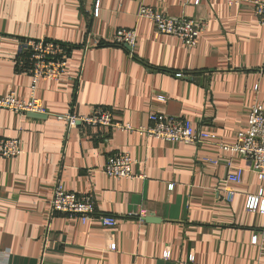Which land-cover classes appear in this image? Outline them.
I'll use <instances>...</instances> for the list:
<instances>
[{"label":"crops","instance_id":"0c3cea01","mask_svg":"<svg viewBox=\"0 0 264 264\" xmlns=\"http://www.w3.org/2000/svg\"><path fill=\"white\" fill-rule=\"evenodd\" d=\"M195 1L0 0V97H31L32 79L17 70L23 39L71 47L66 74L37 83L44 119L0 111V138L23 146L17 159L0 158V264H264V212L246 210L264 181L242 156L215 144L69 129L59 119L107 108L118 121L149 127V116L161 114L236 144L251 106L264 104V27L248 4ZM142 6L204 20L207 30L187 48L139 19ZM119 29L137 31L131 52L113 44ZM116 153L130 155L142 178L107 176ZM230 161L245 169L239 184L226 183ZM57 184L92 196L97 214L116 218L117 226L50 218ZM226 185L237 193L232 202Z\"/></svg>","mask_w":264,"mask_h":264},{"label":"built area","instance_id":"2783aa9c","mask_svg":"<svg viewBox=\"0 0 264 264\" xmlns=\"http://www.w3.org/2000/svg\"><path fill=\"white\" fill-rule=\"evenodd\" d=\"M228 6L248 4L253 8L254 14L260 26L264 27V0H223ZM199 0L194 5L199 4ZM96 14L99 3L96 5ZM139 19L148 20L155 30L162 35L179 39L187 48L197 45L200 36L207 30V22L196 18H172L158 13L154 8L142 6L138 12ZM137 43V31L119 29L113 40L118 47L131 50ZM71 47L58 41L46 39L26 38L20 44L18 53L17 70L32 79V94L28 101L17 98L15 93L0 97V111H9L15 114L46 115L47 112L36 97L37 83L43 78L60 80L67 72ZM59 119L63 120L69 129L71 128H103L109 132H134L148 138H155L177 144L199 146L203 144H215L220 149L233 155H240L247 163L248 169L254 172L260 181H264V104L256 103L250 108L247 129L238 135L236 144L225 145L217 141V137L206 132L195 130L192 123L183 118L152 114L149 116L150 126L134 127L129 123L118 121L114 114L107 108H96L89 116H78L72 111ZM23 152L20 139L0 138V158L17 159ZM212 164L217 161L205 160ZM136 162L128 154L116 153L107 160L104 172L107 176L116 179H136L142 175L134 173ZM229 173L226 179L227 185L239 184L245 172L244 168L233 166L228 162ZM224 188L225 200L232 202L236 192L230 187ZM173 185L169 186L171 190ZM246 210L248 212H264V190L258 196H250L247 199ZM63 215L70 218H79L83 224L96 221L103 227H116L118 220L111 216L98 215L97 205L92 196L77 195L65 191L59 184L53 191L51 200L50 218ZM256 242V240H254ZM110 250H116V244H111ZM168 255L166 254V258Z\"/></svg>","mask_w":264,"mask_h":264},{"label":"water","instance_id":"95a60500","mask_svg":"<svg viewBox=\"0 0 264 264\" xmlns=\"http://www.w3.org/2000/svg\"><path fill=\"white\" fill-rule=\"evenodd\" d=\"M31 117L36 118V119H44L45 118L44 115H36V114H32ZM146 221H150V219H146Z\"/></svg>","mask_w":264,"mask_h":264}]
</instances>
